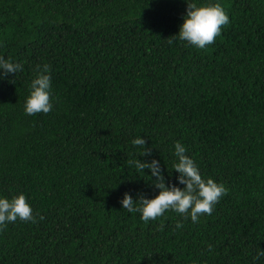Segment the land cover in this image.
Masks as SVG:
<instances>
[{
	"label": "trees",
	"instance_id": "trees-1",
	"mask_svg": "<svg viewBox=\"0 0 264 264\" xmlns=\"http://www.w3.org/2000/svg\"><path fill=\"white\" fill-rule=\"evenodd\" d=\"M189 2L229 16L204 49L172 37L185 0H0V56L23 66L0 80V198L36 217L0 230V264H264V0ZM44 64L53 109L26 115ZM177 142L228 192L199 223H145L120 201L159 190L128 162L183 188Z\"/></svg>",
	"mask_w": 264,
	"mask_h": 264
},
{
	"label": "clouds",
	"instance_id": "clouds-1",
	"mask_svg": "<svg viewBox=\"0 0 264 264\" xmlns=\"http://www.w3.org/2000/svg\"><path fill=\"white\" fill-rule=\"evenodd\" d=\"M185 3L187 8L183 23L179 27L178 34L172 37H178L179 40L186 41L198 49H204L213 44L221 34L222 27L230 23L229 16L219 3L203 6H198L189 0H185ZM169 43H172L171 39H169ZM0 70H2L0 71V80H2L9 74L15 75L22 71L23 66L0 56ZM49 70L50 65L48 64L36 66L37 74L31 81V91L24 104L26 115L48 114L53 109ZM132 144L142 150L139 156H151V149L145 147L146 141L141 137L133 139ZM174 149V155L178 162L173 164V169L178 173L176 180L178 184L184 186L183 188L172 183L166 184L160 162L156 159H152L150 162H143L138 159L128 162L139 172L144 173L145 169L149 170L151 173L149 178L153 186L159 190L152 199L145 198L143 194H140L134 200L126 192L120 201L122 208L128 212L140 213V218L145 223L157 220L167 211H173L184 219L190 217L193 223H199V217L211 215L215 205L228 192L223 184H219L211 178L202 177L194 160L186 155L187 150L183 144L177 142ZM152 177L155 179L152 180ZM39 219L43 220L44 217L41 215ZM17 220L36 222V217L33 215V210L25 195L21 193L11 199L0 198V230H3L9 223L17 222ZM182 227L183 221H178L176 228ZM209 250H211V246H209ZM260 257H264V251L259 250L257 259Z\"/></svg>",
	"mask_w": 264,
	"mask_h": 264
}]
</instances>
